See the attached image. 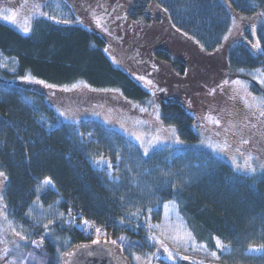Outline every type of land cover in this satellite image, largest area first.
<instances>
[{"label": "trees", "instance_id": "1", "mask_svg": "<svg viewBox=\"0 0 264 264\" xmlns=\"http://www.w3.org/2000/svg\"><path fill=\"white\" fill-rule=\"evenodd\" d=\"M61 6L68 23L39 17L30 34L0 20V56L17 66L11 72L0 65V170L8 177L3 203L22 222L37 198L40 206L57 209L54 229L71 245L58 249L39 231L28 253L42 264H65L71 247L74 252L97 243L96 235L78 226L85 217L102 227L111 223L114 237L101 242L111 245L118 260L129 258L147 244L145 224L128 228L121 218L136 213L156 225L171 203L197 243L216 252L219 238L231 249L223 263L264 264V171L242 174L200 147L144 155L115 126L75 118L111 107L110 118L116 119L121 107L151 101L162 124L175 128L183 143H199V120L208 110L202 102L214 98L204 83L244 79L264 96V85L253 77L264 73V0H62ZM254 24L260 52L252 43ZM165 25L187 41L181 43ZM129 61L133 68H126ZM28 76L55 87L25 85ZM196 88L203 92L200 104L186 96ZM63 110L73 122L63 119ZM101 150L121 155L130 166L118 182L96 168ZM46 177L53 188L41 187ZM252 247L262 249L261 256H244Z\"/></svg>", "mask_w": 264, "mask_h": 264}, {"label": "rangeland", "instance_id": "2", "mask_svg": "<svg viewBox=\"0 0 264 264\" xmlns=\"http://www.w3.org/2000/svg\"><path fill=\"white\" fill-rule=\"evenodd\" d=\"M123 4L126 3L123 1ZM37 5H39V9L36 8ZM9 10L17 12L18 24H13L3 19L0 20H3L15 28L17 27L21 33L24 32L20 25H22L25 20L28 22L27 26L33 31L35 25H37L36 18L42 17L43 20H46L52 16L56 17V20L58 21L68 19V16L64 17V14H62L64 9L61 6V2L58 3L57 0H0V15L10 14ZM38 13H47L48 15H40ZM165 26H167L165 29L173 33L174 37L181 41V43L187 41L186 39L183 40V37L180 35L175 34L168 25ZM32 31L27 34L32 33ZM250 32L252 34V43L257 44L258 39L255 34V24L251 26ZM174 46H178V44H174ZM260 51L257 50V52ZM125 64H127V62H125ZM0 65L11 72H14L17 67L15 60L7 59L3 56H0ZM128 66L133 68L131 61H129L127 67H125L128 68ZM129 72L132 75L136 74L133 71ZM253 77L259 83L260 79H264V73L261 71H258L257 73L255 72L253 73ZM235 80L245 82L248 85L247 92L251 93L252 96L258 98L264 97L262 94L257 95L256 93H253L250 88V83L247 80L239 78L229 81L227 85H224L223 82H214V85L211 84L213 82H208L209 84L204 83L202 88L205 87V91L211 93V97H214L209 100L206 99V102H202L203 99H201V97L203 92H200L199 88H196L199 92L195 90L191 95H186L187 93H185V95L191 99L192 103L193 99H197L198 103L202 102V104H205L208 109L203 119L199 120L201 124H203V127L200 129L202 130V137L199 143H196L195 145L183 143L177 135L175 128L163 125L160 120L159 108L153 107L151 103L139 108L130 105L123 106L120 109V117L117 116L118 118L116 119L110 118L111 115L108 112L111 111V107H105L104 109L91 108L90 110L81 111L75 118H93L105 124L113 125L115 126V130L122 133L124 136L126 135L127 138L141 147L143 152L147 149L148 153L162 148L179 150L185 147H200L212 150L209 145L226 143L228 145L226 151H212L236 171L245 175H254L264 171L259 167V165L264 164V116L259 115V108L248 107L244 100L246 93L240 85L232 83V81ZM24 84L34 86L38 90L41 88L40 84L30 83L26 80L24 81ZM220 85H223V87H219ZM79 87L81 86H77L74 89L78 90ZM213 89H215V92H213ZM248 103L254 104L255 102L251 101L249 97ZM140 108H146L147 112H141ZM98 110L101 111L99 112ZM62 112L63 115L61 116H63L64 120L73 122L65 110ZM157 113L159 115V120L156 119ZM210 117L219 120L220 124H215ZM77 130L79 131V129ZM84 136L90 138L89 133ZM137 136L140 137L139 140L136 139ZM177 140L179 142H177ZM245 141H247V143H245ZM249 156L253 158L250 162L253 166L257 167V171L254 174L241 171L237 167V165L242 166ZM101 158L111 164L112 167L110 170L106 165H98L96 163V161H100ZM122 160L123 158L121 155L115 157L109 154L108 151L101 150L96 152L94 163L96 168L102 173L106 172L109 178L110 171L111 175L117 178L115 180L110 178V180L118 182L124 177L121 170L127 168L130 171V166L123 165ZM130 175H132V172ZM3 182H5L3 178H0V197H2L1 190L3 188ZM46 187L53 188L52 185ZM4 205L3 199L0 200V208H3ZM33 205L34 204L29 205L22 213L25 222L19 221L15 216H10L7 209H5L4 212H0V256L3 257V259H0V264H42L35 258V256L28 253L29 247L31 248L36 244L34 240H32V235L39 231L43 232L44 237H51V240L58 249H69L71 246L68 241L59 237L56 234L58 230L54 229L56 224L54 220L59 211L57 209L44 208L42 206L34 207ZM166 205L167 207H165ZM41 213H43V215H41ZM5 214L7 215V221L12 222L11 226L5 221ZM161 215L160 222L156 224L162 225L161 228L150 227L152 224L149 221V218L143 217V219H141L136 213L126 214L125 217L121 218L123 221L122 224H124L123 226L128 228H137V226H140V224H138L140 222H143L148 228L147 231H142L147 237V244H144V250L133 254V264H181L179 262H182V264H188L192 263L193 260L203 261L204 264H225L222 262L221 257L228 255V252L230 251H223L217 248L216 254L219 259H216L211 255L212 252L207 250L203 245L197 243L195 239L194 241L187 243H178L171 238L170 230L168 226L165 225V221H167L169 225L174 226V231L176 232L182 234L187 231L191 233L176 205L171 203L165 204ZM44 224L48 225L47 229L43 227ZM33 226H37L38 231H35ZM13 228L20 232L22 236L26 237V239H21V237L16 236L12 231ZM191 235L193 237L192 233ZM153 237L156 239H153ZM95 238L97 243L106 239L105 237L98 235ZM225 247L229 248L226 245ZM73 248L74 247H71L69 252H73ZM165 249H167V251ZM250 249L245 251L246 253L244 254L248 259H256V257L258 258L263 253L262 249H260V251H250ZM5 250H7V255H5ZM185 256L190 259H183ZM137 257H140V259H137ZM66 259L68 258H65V261Z\"/></svg>", "mask_w": 264, "mask_h": 264}, {"label": "snow or ice", "instance_id": "3", "mask_svg": "<svg viewBox=\"0 0 264 264\" xmlns=\"http://www.w3.org/2000/svg\"><path fill=\"white\" fill-rule=\"evenodd\" d=\"M37 9H39V5L36 6ZM10 11V14L8 15H0V19H3L7 22H10V23H13V24H18V14L17 12L15 11ZM165 11H167V9H165ZM40 15H48L47 13H38ZM51 19L53 20H56V17H50ZM64 23H68L69 21L65 20L63 21ZM97 25L99 26L100 24V21H99V18H97ZM28 22L27 20L24 21V23L22 25H20L22 27V30L25 34L29 33L32 31L31 28H29L27 26ZM225 40L228 39V36H225L224 37ZM199 43V42H197ZM254 48H256L258 51H260V46H259V43L257 42V44L253 45ZM240 71H243V69H241ZM22 79L26 80L27 82H30V83H36V84H40V85H44L45 87H48V88H54L55 85H52V84H46L45 81L43 80H34L32 77L28 76V77H23ZM139 79L141 80H144L145 78L144 77H139ZM146 83L148 85H152V81L151 80H147ZM229 83L228 80H225L223 82L224 85H227ZM233 84L235 85H240V87L243 89V91L246 93L245 97H244V100H245V103L248 105V107L252 108V107H256V108H259L260 111H259V115L260 116H264V97H255V96H252L251 93H248L247 92V88H248V85L243 82V81H240V80H235V81H232ZM259 83L261 85H264V79H260L259 80ZM78 85H73V88L77 87ZM219 87H223V85H220ZM66 91L69 90V89H65ZM103 91H116V90H113V89H104ZM213 92H215V89H213ZM154 94V93H153ZM250 97L251 101L255 102L254 104L253 103H248V98ZM149 103H152L151 101ZM140 111L141 112H147V109L146 108H140ZM255 114V113H254ZM61 115H63V113H61ZM156 119L159 120V115L157 113L156 115ZM210 119H213L210 117ZM213 122L217 125L220 124V121L219 120H215L213 119ZM80 135H83V133H79ZM137 140L140 139L139 136L136 137ZM177 142H179L177 140ZM245 143H247V141H245ZM209 147L212 148L213 151H217V152H224L227 150L228 148V145L225 143V144H217V145H209ZM144 155H148V152H147V149H145V152H144ZM253 158L251 156H249L245 161H244V164L241 166V165H237L238 169L241 170V171H244L246 173H249V174H254L256 173L257 171V167L253 166V164L250 162ZM96 163L98 165H106L107 168L110 170L111 169V164L109 162H106L103 160V158H101L100 161H96ZM259 167L264 170V164H261L259 165ZM109 176L110 178L112 179H117L116 177H113L111 175V172L109 171ZM0 178H3L4 181H7L8 177H7V174L0 170ZM49 185H52V180L50 177H46L44 178V180L41 182V187H44V186H49ZM0 200H2V197H0ZM34 207H40V204H39V198H37V201L34 203L33 205ZM167 207V205L165 206ZM7 208V205H4L3 208H0V212H4V210ZM149 211V214L151 213V209L148 210ZM30 214V213H29ZM41 215H43V213H41ZM61 216L63 214H60ZM5 221H7V215L5 214ZM9 226H11L12 222L11 221H7ZM88 222L85 220L84 221V224H87ZM165 225L168 226L169 230H170V233H171V238L176 240L178 243H187V242H190V241H194V238L192 237L191 233L190 232H183L182 234L179 233V232H176L174 231V226L172 225H169L167 221H165ZM43 227L45 229L48 228V225L47 224H44ZM150 227H155V228H161L162 225H150ZM12 231L14 232V234L16 236H19L21 237V239H26V237L22 236L20 232L16 231L15 228L12 229ZM97 232H99V229H97ZM163 234V233H162ZM123 239V237L121 238ZM153 239H156L155 237H153ZM113 244L116 243V241H113L112 242ZM162 243V241H161ZM206 247V245L204 246ZM216 247L218 249H221L223 251H231V249L229 248H226L225 245L223 244V242L219 239V238H216ZM167 251V249H165ZM250 251H260V249L258 248H252L250 249ZM5 255H7V250H5ZM67 255L71 256L72 253H68ZM171 255V254H169ZM211 255L216 258V259H219V257L217 256L216 252H212ZM0 259H3L2 256H0ZM137 259H140V257H137ZM183 259L185 260H189L190 258L185 256L183 257ZM192 264H204L203 261H195L193 260L192 261Z\"/></svg>", "mask_w": 264, "mask_h": 264}, {"label": "water", "instance_id": "4", "mask_svg": "<svg viewBox=\"0 0 264 264\" xmlns=\"http://www.w3.org/2000/svg\"><path fill=\"white\" fill-rule=\"evenodd\" d=\"M66 264H121L116 263L103 244L79 248Z\"/></svg>", "mask_w": 264, "mask_h": 264}, {"label": "flooded vegetation", "instance_id": "5", "mask_svg": "<svg viewBox=\"0 0 264 264\" xmlns=\"http://www.w3.org/2000/svg\"><path fill=\"white\" fill-rule=\"evenodd\" d=\"M120 261H122L124 264H127V262L129 261H125V260H120ZM181 264H182V262H180ZM131 264V263H130ZM188 264H192V263H188Z\"/></svg>", "mask_w": 264, "mask_h": 264}]
</instances>
